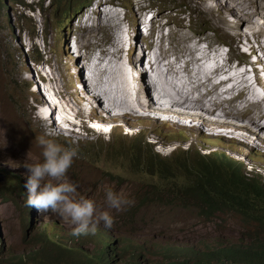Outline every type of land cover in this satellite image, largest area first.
I'll return each instance as SVG.
<instances>
[{
    "label": "rangeland",
    "instance_id": "rangeland-1",
    "mask_svg": "<svg viewBox=\"0 0 264 264\" xmlns=\"http://www.w3.org/2000/svg\"><path fill=\"white\" fill-rule=\"evenodd\" d=\"M108 1V4L111 6L101 3L98 5L97 10L111 11L114 13L119 9L121 11V17L124 18L123 14L127 13L124 5L128 3V0ZM231 1L229 0L230 3H232ZM96 2L97 0H87L84 3L83 0H22L18 4L9 3L6 6L5 17L0 22V171H3L5 174L14 173L13 175L21 173L27 178V170L23 166L25 164L43 162L42 148L39 146L36 137L45 136L46 138L54 139L65 147H75L78 150V155L74 158L66 178L78 185L77 198L82 196L93 200L97 212L108 211L114 217L116 223L114 222L112 229H108L111 230L109 236L112 240L120 239L124 233L128 232V223L123 218V214L125 210H132L130 232L138 235L139 238L134 237V239L148 247L151 244H162L164 242H169L172 245L178 244L175 242L185 243L188 241L190 243L191 240H204V242L209 244L224 243L226 245L251 243L252 241H248L245 238L246 232L250 230L255 235V230L259 229L257 227L259 222L256 218L260 215V211L251 213L248 212L249 210H244L243 207L235 208L234 203L231 202L229 207H223L221 212L214 213L213 218H210L211 213L204 217L198 215V212L201 213L206 210V206L196 204L200 202L203 196L202 193L197 195L199 186L195 187V185H201L206 182L208 183L211 179H216V181L218 180L217 186L219 187L227 189V187L234 186L230 183L231 179H234V174L229 168L225 169L223 167L226 163H221L218 160L217 162L214 159L204 156L205 152L201 145L194 151L191 149L181 153L178 148L182 150L185 146L183 144L180 145L181 141L179 137L171 136V132L164 131L166 129L160 124L153 125L145 120L134 123V118L131 119V122L121 121L118 125L127 124L133 127L130 131L131 133L140 129H146L154 131V134L144 136L140 139L132 138L129 142L117 140V135L110 138V142L104 141L107 140L105 138H102L103 140H96L91 136L92 133L89 132L88 127L86 128L85 123H81L82 119L87 120L86 113L83 116L78 113L75 115L76 117L69 115L72 122L74 120L75 125V129L70 136H68V133L62 134L60 137L46 136L45 131L38 130L35 123L32 122L31 117H35L37 123L43 126L45 125L38 118V115L41 114L37 112L39 105H37L35 95L33 94V87L28 83H19V79L25 82L22 77L24 76L25 68L30 66L32 74H34V79L38 81V77L40 76L38 70L41 68L46 70V65H48V72L53 71L57 78L56 84L59 87L57 89L61 96L56 107L62 103V96L67 93L75 103L76 101L69 90H71V87L77 86L79 72H75L76 64L72 59L63 60V58L69 52V50H66L68 47L65 40L69 43V40L79 37V35L69 34L67 28L71 25H78L82 18L87 15V12H90L96 7ZM217 2L218 0H210L207 3L204 2V4L202 0H137L136 4L138 8L147 9L151 5L152 10L151 8L150 10L155 13L152 21V31L154 32L153 40L150 41L145 34L141 33L140 27L136 31L137 34H135L134 24L137 23L139 25V14L133 21V27L128 26L126 21H123V25H119L121 19L119 18L120 15H117L118 20L115 17L111 19L112 23L115 21L113 29L110 27L109 21V26L106 28L104 37L102 33H100V36L97 34L100 39L106 38L102 41V43H106L104 45L107 49L104 54L105 61H109V65L112 63V59L115 57L111 50L112 42L119 31L125 30L126 34L129 32L131 35L130 41L128 42L129 45L138 43L140 47L145 48V44L148 45L151 43L152 47L155 48L161 41V44H163V53L165 54L164 61L168 60L169 56L174 61L176 56L172 51L174 49L177 50L183 44L192 49H198L192 42L197 38L202 39L206 35H210L211 38L216 39L220 43H224L222 44V49L227 56L230 54L233 58H231V62L234 65L238 63V60L240 65L244 66L246 63L243 60L244 56L238 50L235 54L231 50L233 48L232 42L236 41L234 39L239 38L241 31L245 30L244 27L246 25L244 26V22L246 21L241 23L226 15L230 18L227 30L220 24L216 25L215 20L211 16H216L214 13H219V9L222 10L221 8H225L226 12H229L230 15L234 13L232 9L229 10L224 4L219 5ZM216 10L218 11L216 12ZM141 11L139 10V13ZM106 18H109V16ZM61 20L62 22L58 23ZM76 31L78 34L81 33L77 29ZM110 32L112 35H110ZM74 34L76 33L74 32ZM245 34L252 36L248 32ZM85 35L86 31L82 32L81 37L84 38ZM245 37L246 35L238 42L243 45ZM187 38H190L189 41L186 44L185 42L183 43V39ZM208 43L210 49H212L215 42L209 41ZM82 51L85 57L90 59L95 49L91 48L90 50L89 48L79 46L77 52L80 53ZM244 51L249 53V50ZM70 52L72 54L74 53L73 51ZM241 52L243 53V50ZM21 54L23 60L20 57ZM73 55L75 56V54ZM244 55L248 57L247 53ZM241 56L243 58H239ZM198 57H200V54ZM250 58L253 60V56ZM62 60L69 63V70H67L68 77L65 76V70L61 65ZM178 60L180 62L179 58ZM35 61L36 64L33 65ZM180 64L177 68L179 71L174 77H178L179 81L180 79L185 81L188 73L192 72L195 68L192 70L191 67L194 65H191L189 71H187L181 67L183 63L180 62ZM111 71L109 69L103 71L101 74V77L109 80V85L106 89L104 90L102 88V96L108 105L116 106L120 103L121 95L114 92L111 88V79L113 78L109 75ZM97 72L98 70H95L93 73L94 77H96ZM239 72L243 71L239 70ZM199 74L200 68L197 67L196 75L198 76ZM136 75L138 76L139 74L135 73L134 76L136 77ZM250 75L253 76L249 74L246 78L253 79ZM138 77L141 78V76ZM256 77L258 78V76ZM215 78L216 76L210 72L204 76L207 90H211L214 87ZM182 81L179 83L181 84ZM252 81L250 80L249 84ZM229 82L234 84V81ZM50 84L52 85L53 81ZM44 87H48L47 81ZM95 89L98 90V86H95ZM187 91L190 93L189 96L200 94V91L196 92L197 90L192 87L190 88V86ZM218 93H221V87ZM211 94L212 92H209L208 98H211ZM245 97L246 90L244 95H240L231 104L229 103L228 106L230 108L232 106H242ZM220 98H224L222 93L220 94ZM47 100L51 101V99L46 97ZM253 107L254 109L260 108L257 105ZM28 112L29 115H27ZM140 115L145 114L141 112ZM218 115L216 117L221 119L234 120L251 125V122L247 120L248 118L244 116ZM27 116L30 119H27ZM158 116L161 118L164 117V115ZM181 122L186 123L188 119L182 120ZM80 124L81 126H79ZM223 125L225 127H222ZM228 126L222 123L221 125L215 126L213 132L222 134V131ZM177 130L182 136L187 134L184 130ZM156 136L165 139V144H160L158 142L159 138ZM193 136L196 137L197 134L194 133ZM199 138L197 137L195 140H199ZM209 139L216 140L225 145L240 147L235 142L227 138L223 139L220 136L209 137ZM132 162L136 163L135 167L131 165ZM147 162H152L150 164L151 168L149 169L161 166L170 170L169 173L175 176L174 183L179 188L184 186V183L189 185L186 189L182 190L177 198L164 194L165 196L163 195L161 197L160 202L147 204L146 201L144 202L145 205H141L139 202H141V198L147 192L146 187L149 184L158 182L157 178L150 175L153 172L147 171ZM245 163L246 165L253 164V166H247L244 171L241 168V173L244 174L243 177L246 179H243L240 175L243 180L236 181V184L239 186L248 184L245 187L256 190L255 183H253V180H255L264 187V160L250 159L246 160ZM256 175L261 179L256 178ZM108 189H111L117 194H123L124 197L134 203L125 205L121 210L112 209L106 198ZM0 193L8 197L9 189L5 183L0 185ZM212 198L215 199L216 196L213 195ZM14 200V197L7 200L0 199V248L2 249L1 253L3 255L0 257V261L7 260L12 262L13 257L25 254V250L30 248L27 245V242L30 241V234L28 233L25 238V220L20 212L18 203H14ZM224 204L227 205V203ZM236 210L240 211V213H237ZM42 215L39 219L41 224L39 225L37 222H34L29 232L37 233L39 231L37 227H43L44 229H51L59 233L60 237L65 238L69 230L74 229V225L70 221L62 219L56 213L49 211L42 213ZM242 218L248 219L250 222L245 225ZM51 221H55V224L49 225L48 222ZM208 236H210L209 239H207ZM168 238L171 239L169 240ZM81 245L84 247L90 246L87 242Z\"/></svg>",
    "mask_w": 264,
    "mask_h": 264
},
{
    "label": "bare ground",
    "instance_id": "bare-ground-1",
    "mask_svg": "<svg viewBox=\"0 0 264 264\" xmlns=\"http://www.w3.org/2000/svg\"><path fill=\"white\" fill-rule=\"evenodd\" d=\"M136 1L128 0V3L124 5L127 13L123 14L124 18H122L119 9L114 13L111 11L97 10L99 4L109 3L108 0H97L96 7L90 12H87V15L82 18L78 25H71L67 28L69 34L71 33L75 36L79 35V37L69 40V43L65 40L68 47L66 50H69V52L63 58V60L72 59L76 64L75 72L82 74L79 75V91L77 92L76 89L74 90V94L76 95L75 103L67 93L62 96V103L58 104L56 109H54V107H47L44 99L46 93H40V91L37 90V84L30 66L25 68L24 76L22 77L25 82L19 79V83H28L33 87V94L35 95L37 105H39L37 112L41 114L38 115V118L45 125L43 126L37 123L35 117H31L32 122L35 123L38 130L45 131L46 136L60 137L62 134L64 135L66 133L70 136L75 129V125L69 115L75 116L79 113L83 116L86 113L88 118L87 120L82 119L81 123H85L86 128L88 126L90 130L88 131L92 133L91 136L96 140H103L105 138L107 140L104 141L110 142V138L117 135V139L121 138L124 142H129L132 138L140 139L144 136L146 137L154 134V131L146 129H140L131 133L130 131L133 127L127 124L118 125L121 121L131 122V119L134 118V123H136V121L145 120L153 125L160 124L164 128L169 127L171 129L184 130L187 134L180 138V145L183 144L185 146L184 149H192L193 151L197 145H201V147L204 148L209 147L206 142H194L197 137L220 136L226 139V137L221 136V134L213 132L215 126L223 123L230 126L226 127L231 130V133L228 135L234 136L235 143L240 146L226 147L225 151L227 155L230 156L231 159L243 161V171L247 166H253V164L246 165L245 161L250 160L246 153H251L252 155L259 153L264 155V80L261 82L259 76L258 78L256 77L257 67L260 69L261 73L264 71V0H232V3H230L229 0H218L217 4H224L229 10L232 9L236 17L233 15L234 13L230 15L229 12H226L225 8L221 7H219L222 9H219V13L213 12L216 16H211L213 20H215L216 25H222L225 30H227L230 18H234L233 20L241 23L246 21L244 22V26L246 25V27H244L245 30L241 31L239 38L234 39L236 41L232 42L233 48L231 50L234 54L238 50L241 55L244 56V58L242 56L239 57L246 61L244 66L240 65L238 60L237 62L239 64L235 63L234 65V63L231 62L232 57L230 54L227 56L222 49V44L224 43H220L216 39L211 38L210 35H206V37L202 39L197 38L192 42L198 49H192L183 44L177 50L174 49L172 51L176 56L174 61L170 56L168 60L164 61L165 54L163 53V44H161V41L155 48L152 47L151 43L148 45L145 44V48L140 47L138 43L129 45L128 42L130 41L131 35L129 32L126 34L125 30L119 31L112 42L111 50L115 57L109 65V61H105L104 58V54L107 51L104 45L106 43H102L106 38L100 39L98 37L100 33H102L104 37L106 28L109 26V21L110 27L113 29L115 21L112 23L111 19L114 17L117 18V15H120L119 18L122 20L119 19V25H123V21H126L128 26L133 27V21L139 14V25H137V23L134 24L135 32L139 30L140 27L141 33L145 34L150 41L153 40L154 32L152 31V21L155 13L151 11V5H149L147 9L138 8ZM208 1L210 0H202L203 3H207ZM139 10H142L141 13H139ZM213 10L215 9L213 8ZM217 11L218 10H216V12ZM125 15H127L128 19ZM226 15L230 16V18ZM107 16H109V18H106ZM116 20H118V18ZM76 29L81 33L79 32L80 34H78ZM84 31H86V35L83 38L81 34ZM74 32L76 34H74ZM247 32L251 33L252 36L245 34ZM97 34H99V36ZM135 34H137V32ZM110 35H112L111 32ZM243 35H246V37L242 45V43L240 44L238 41L244 37ZM250 37H252L250 39L251 41L249 40ZM189 39L190 38L183 39L182 42L186 44ZM209 41L215 42L212 49H210ZM79 46L89 48L90 50L91 48L95 49L94 52L92 51L93 55H91L90 59L85 57L83 51L80 53L77 52ZM164 46H166V44H164ZM239 48L243 50V53H247L248 57H245V53L243 54ZM244 50H249V53ZM70 51H73L75 56ZM164 52L166 53V51ZM199 54L200 57H198ZM249 56H253V60H251ZM20 57L23 60L22 54ZM178 58L180 62L183 63L181 67H183L184 70L186 69L189 71L191 65H194L191 67L192 70L195 68L192 72L188 73L185 81L181 79L179 81L178 77H174L179 71L177 68L181 65ZM63 60L61 61V65L65 70V76L68 77L69 74L67 70H69V63ZM95 60H97V62H95ZM197 67L200 68V74L198 76L196 75ZM109 69L112 70L109 75L113 77L111 79V88L114 92L121 95L120 103L116 106L108 105L102 96V88H104V90L106 89L109 85V80H105L104 77H101V74L103 71ZM238 69L243 72H239ZM95 70H98L96 77L93 75ZM209 72L216 76L214 79V87L196 96H189L190 93L187 91L189 86L197 90L196 92L202 91V86L204 84L199 85V80L205 82L204 76ZM135 73H138V76H141V78L137 75L135 77ZM162 73L166 74L162 75ZM38 74L43 76L47 81V95H53L57 88H59L56 83L50 84V82H55L57 80L54 72L50 71L46 73L44 69L41 68L38 70ZM249 74H254L253 79L246 78ZM250 80H253L251 84H249ZM181 81L182 83L180 84L179 82ZM229 81H234V84ZM13 82L15 81L13 80ZM95 86H98L100 92L95 89ZM219 86L221 87V93L224 95L223 99L220 98L221 93H218L220 89ZM245 90L246 97L243 100V105L236 107L232 106L230 108L228 104H231V102L240 95H244ZM209 92H212L210 95L211 98H208ZM256 105L260 106V108L254 109L253 106ZM46 111L48 115H45ZM141 112L145 115H140ZM150 113L154 115H150ZM218 114H220V116H244L248 118L247 120L251 122V125L234 120L221 119L216 117V115L219 116ZM27 115H29V112ZM156 115H164V117L160 118V116ZM27 119L30 118L27 116ZM186 119H188V122H181ZM56 124H59V126ZM79 126H81V124ZM66 127L68 129H66ZM222 127L225 126L223 125ZM235 131H239L240 134L234 135ZM194 133L197 134L196 137L193 136ZM158 138L160 144H165V139ZM178 149L183 153L180 148ZM211 157L216 159L215 161L220 160L213 152H211Z\"/></svg>",
    "mask_w": 264,
    "mask_h": 264
},
{
    "label": "clouds",
    "instance_id": "clouds-1",
    "mask_svg": "<svg viewBox=\"0 0 264 264\" xmlns=\"http://www.w3.org/2000/svg\"><path fill=\"white\" fill-rule=\"evenodd\" d=\"M21 1L22 0H2V18L4 19L5 17V8L9 3L18 4ZM35 64L36 61L33 62V65ZM46 67L44 71L48 72V65H46ZM256 69V75L259 76L262 82L264 80V73H261L258 67ZM80 74L81 73H79V75ZM45 83L46 79L40 75L38 81H36L37 90L40 91V93H46V97L51 99V101H46V97H44L46 106L49 108L54 107L55 109L61 96L58 89L53 95H47L48 93L46 91L48 87H44ZM53 83H56V81ZM70 89L69 91L76 101L74 90L76 89L77 92L79 91L78 84L76 87H71ZM45 115H48L47 111ZM150 115L154 114L150 113ZM57 125L59 126V124ZM66 129L68 128L66 127ZM165 129L166 132H171V136L182 137L177 129V132L169 127ZM229 133H231V130L226 128L222 131L221 136L235 142L234 136L228 135ZM239 134V131L234 132V135ZM36 140L42 148L43 162L25 164L23 167L27 170V178L21 173L13 175L14 173L5 174L3 171H0V185L5 183L9 189V194H7L8 197L0 193V199L7 200L14 197V203H18L20 212L25 220V238L28 233L30 234V241L27 242L30 248L25 250V254L13 257L12 262L2 260L0 264H79L80 261L84 259H87V264L88 262H91V264H133L134 261L142 264H164V262L171 258L178 260L183 259L182 255H180L181 253L184 254V259H189L192 253L201 254L208 249L210 250L226 245L224 243L209 244L204 242V240H191L190 243L188 241L185 243L175 242L178 244L172 245L169 242H164L162 244H151L148 247L142 242L134 239V237L139 238V236L130 232L132 210L128 211L129 215H127L126 218L123 216L128 223V232L124 233L122 238L112 240L109 236L111 230L108 229H112L115 222L114 217L108 211L97 212L93 200L82 196L77 198L78 185L66 178L74 158L78 155V150L75 147H65L54 139L46 138L45 136L36 137ZM117 140L123 141L121 138ZM194 142H206L209 147H203L205 152L204 156L213 159L211 157V152H213L220 159L218 161L226 163V165L223 166L225 169L229 168L233 174L243 177L244 174L241 173V168L243 169L244 162L238 159H231L225 151L226 147L235 146L219 143L216 140L209 139V137H200L199 140H195ZM198 146L199 145H197L196 148H198ZM182 151L186 152L189 150L183 148ZM256 154L257 153L253 155L251 153H246L251 160H264V155L259 153ZM156 168L166 170L168 172L166 177L169 176L171 179L175 177L169 174L170 170L161 166L153 168L152 171L147 168V171L156 172L154 171ZM150 175L157 178L158 182L154 183V185H157L159 189H161L160 176L158 173L157 176H153V173ZM256 176V178L261 179L258 175ZM173 181L175 182V179ZM256 184L259 188H263L264 191V187L261 186L259 182L256 181ZM146 188L148 192L150 187ZM106 198L109 206L116 210H121L125 205L134 203L124 197L123 194H117L111 189L107 190ZM141 199L139 203L145 205L143 203V198ZM148 203L154 204L156 202H147V204ZM196 204H199V202ZM49 211L58 214L62 219L70 221L71 224L74 225V229H70L65 238L60 237L59 233L51 229H44L41 227H37V229H39L37 233L29 232L34 222H37L39 225L41 224L39 219L43 216L42 213H47ZM242 221L247 225L244 218H242ZM258 222L259 225L257 227H259V229L255 230V232L253 231L255 235L250 230L246 232L245 238L253 243H257L258 239L264 242V226H261L260 221ZM48 223L52 225L55 224V221ZM209 238L210 236L207 237V239ZM168 239L170 240L171 238ZM84 242L89 243L90 246H82L81 244ZM198 243L200 244L198 245ZM138 247H142L144 255L139 260H137ZM1 252L2 249L0 248V257L3 256ZM30 256H33V258ZM20 259H23V262Z\"/></svg>",
    "mask_w": 264,
    "mask_h": 264
},
{
    "label": "trees",
    "instance_id": "trees-1",
    "mask_svg": "<svg viewBox=\"0 0 264 264\" xmlns=\"http://www.w3.org/2000/svg\"><path fill=\"white\" fill-rule=\"evenodd\" d=\"M86 1L87 0H83V3ZM2 16L3 7L2 0H0V22L1 20L3 21ZM62 20L58 23H61ZM147 164L148 169L151 168L150 164H152V162H147ZM131 165L135 167L136 163L132 162ZM150 171H152V169ZM154 171L160 176L161 189H159L157 185L149 184L147 187H150V190L143 195V203L144 201L159 202L164 194H166V196L177 198L182 190L186 189L189 185L184 183V186L179 188L174 183V178L171 179L169 176L166 177V174L168 173L166 170L156 168ZM156 172H153V176H157ZM242 178L245 179L244 177ZM242 178L237 174H234V179H231L230 182L234 186L227 187V189L217 186L218 180L216 181V179H211L208 183L206 182L201 185H195V187L199 186V192L197 195L202 193L203 196L199 204L206 206V210L201 213L198 212V215L204 217L211 213L210 218H213L214 213L221 212L223 207H229V204L233 202L235 208L243 207L244 210H249L248 212L251 213L260 211V215L256 220L261 222V226H264L263 188H259L255 180H253V183H255L256 190L245 187L248 186V184H243L242 186L237 185L236 181H241L243 180ZM213 195L216 196L215 199L212 198ZM224 203H227V205ZM256 206L258 207L255 208ZM236 212L240 213L238 210H236ZM127 215H129L128 210H125L123 214L124 218H126ZM245 222L248 224L250 221L245 219ZM137 249V260H139L144 256L143 249L142 247H138ZM180 255H182L183 259L178 260L171 258L164 262V264H264V242L261 239H258L257 243L227 244L210 250L208 249L201 254L192 253V256H190L189 259H184L183 253ZM30 257L33 258V256ZM20 260L23 262V259ZM79 264H87V259L81 260ZM88 264H91V262H88ZM133 264L142 263L134 261Z\"/></svg>",
    "mask_w": 264,
    "mask_h": 264
},
{
    "label": "crops",
    "instance_id": "crops-1",
    "mask_svg": "<svg viewBox=\"0 0 264 264\" xmlns=\"http://www.w3.org/2000/svg\"><path fill=\"white\" fill-rule=\"evenodd\" d=\"M163 74H166V73H162V75ZM186 79V78H185ZM202 84H204L203 86H202V91L200 92V93H202V92H205L206 90H207V88H206V84H205V82H203V81H201V80H199V85H202Z\"/></svg>",
    "mask_w": 264,
    "mask_h": 264
}]
</instances>
